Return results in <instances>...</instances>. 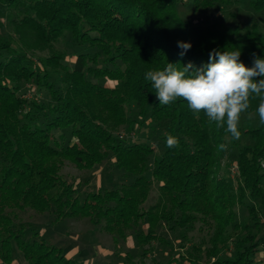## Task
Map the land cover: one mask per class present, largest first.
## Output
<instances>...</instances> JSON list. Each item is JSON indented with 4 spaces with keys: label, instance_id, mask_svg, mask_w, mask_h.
I'll return each mask as SVG.
<instances>
[{
    "label": "trees",
    "instance_id": "trees-1",
    "mask_svg": "<svg viewBox=\"0 0 264 264\" xmlns=\"http://www.w3.org/2000/svg\"><path fill=\"white\" fill-rule=\"evenodd\" d=\"M183 1L187 2L0 0L7 10L23 9L20 20L34 30L35 42L50 47L69 34L79 47L92 49L77 54L72 66L62 65L61 52L32 60L23 48L32 45L20 37L21 52L13 37L0 32V55L9 53L0 57V259L4 263L14 264L18 250L27 264H80L38 230L32 229L28 236V226L15 221L18 211L27 207L51 211L54 223L89 216L95 224L121 234L125 228L141 225L140 246L163 240L155 228L164 221L181 228L200 221L208 238L169 264H201L203 254L211 264L257 262L256 252L264 250V124L256 111L260 96H250L247 122L238 125L240 138L250 140L240 145V139L226 131V124L218 128L204 112L190 110L183 99L161 105L144 74L163 69L167 62L178 68L189 62L202 67L213 49L239 48L240 60L251 67L253 54L264 59V33L257 23L245 32L229 26L197 27L181 16ZM219 1L223 0H192V9L202 12ZM250 5L264 12V0H251ZM178 41L192 44L183 57ZM60 66L64 72L61 89L49 81ZM91 78L111 79L117 85H103ZM24 81L45 86L52 101L23 98L20 84ZM133 101L151 121H164L168 131L161 136L164 151L155 159L150 175L146 174L147 163L154 148L139 140H116L97 111L98 103L129 121L126 108ZM27 104L30 108L25 110ZM169 135L178 139V146H166ZM235 147H239L236 186L220 170L221 158ZM110 153L116 156L118 167L135 176L132 182L81 192L60 171L65 161L93 169ZM155 185L160 194L145 206ZM238 205H245L249 214L243 222L236 220ZM231 225L237 232L235 240L227 233ZM231 241L235 254L222 258L220 253ZM127 256L126 264H136Z\"/></svg>",
    "mask_w": 264,
    "mask_h": 264
},
{
    "label": "rangeland",
    "instance_id": "rangeland-1",
    "mask_svg": "<svg viewBox=\"0 0 264 264\" xmlns=\"http://www.w3.org/2000/svg\"><path fill=\"white\" fill-rule=\"evenodd\" d=\"M250 1L223 0L202 12H195L192 9V0H187V2L183 1L179 4V10L184 19L192 21L197 27L220 28L229 26L237 27L241 32H245L252 23H257L259 30L264 33V12L255 10L250 5ZM21 11L7 10L5 5L0 2V21L2 23L0 32L2 36L13 37L14 45L21 52L23 51L21 49L22 39L32 45V48L23 47L32 60L48 57L54 52H61L64 55V58L60 60L62 65L72 66L77 54L92 50L88 47H79L69 34L55 41L50 47L35 42L34 30L20 20ZM7 54L9 53L4 51L0 57L2 58ZM55 71L57 72L52 73L49 81L56 88L61 89L63 87L61 78L64 75L62 66ZM91 79L111 87L117 85L116 81L107 78ZM20 87L23 98L28 99L29 102L32 100L44 103L52 101L49 90L45 86L38 85L35 81H24L20 84ZM29 108L30 104H27L25 110ZM102 108L97 103V111L102 115L105 126L116 140L125 142L139 140L142 144L154 148V152L148 157L147 163L146 174L150 175L155 159L160 157L164 151L161 136L168 132L166 123L164 121H151L149 114H143L140 104L135 101L131 102L126 108V116L129 121H123L113 112ZM246 122L247 114L243 113L239 125L244 126ZM248 142L250 140L247 137H242L239 144L242 145ZM238 152L239 147L228 150L221 158L220 167L222 173L235 186L239 181L238 170H235ZM60 171L66 180L72 182L81 192L119 188L132 182L135 178L133 174L118 167L116 156L113 153H110L101 164L93 169H82L71 161H65ZM159 194V188L155 185L145 206L155 202ZM256 203L257 207L260 208V203ZM18 213L19 216L15 221L28 226V236L32 229L38 230L51 243L61 245L67 256L75 258L80 264H126L127 254L136 264H169L175 256L189 254L194 244L201 243L207 237V229H203L204 226L200 221H196L193 226L186 228H181L175 222L164 221L155 228V232L163 240L156 239L145 246H140L137 234L142 229L141 225L125 228L124 233L121 234L105 229L102 223L95 224L89 216L67 218L60 223H54V215L51 211L39 212L27 207L23 211H18ZM236 214L237 222H243L249 218L245 205H238ZM262 226L264 227V212L262 213ZM262 230L264 235V228ZM227 233L231 235L233 240L236 239L237 232L233 225L228 227ZM232 241L230 246L220 253L222 258L231 257L235 254ZM256 253L257 262L255 264H264V250ZM179 263L186 264L182 261H179ZM0 264L6 263L0 259ZM14 264H27L23 254L18 250L15 253ZM201 264H211L204 254L201 257Z\"/></svg>",
    "mask_w": 264,
    "mask_h": 264
},
{
    "label": "clouds",
    "instance_id": "clouds-1",
    "mask_svg": "<svg viewBox=\"0 0 264 264\" xmlns=\"http://www.w3.org/2000/svg\"><path fill=\"white\" fill-rule=\"evenodd\" d=\"M179 55L183 57L192 47L190 42L178 41ZM241 50L213 49L209 62L196 68L191 62L182 67L168 63L163 69L149 70L144 79L151 82L161 105H168L178 98L187 102L195 113L204 112L217 127H224L239 140L241 114L250 107V96H260L257 108L259 121L264 124V59L256 57L251 67L241 60ZM178 139L169 135L166 146H178ZM223 148V145H220Z\"/></svg>",
    "mask_w": 264,
    "mask_h": 264
},
{
    "label": "built area",
    "instance_id": "built-area-1",
    "mask_svg": "<svg viewBox=\"0 0 264 264\" xmlns=\"http://www.w3.org/2000/svg\"><path fill=\"white\" fill-rule=\"evenodd\" d=\"M235 170H238V166L236 165V169Z\"/></svg>",
    "mask_w": 264,
    "mask_h": 264
}]
</instances>
